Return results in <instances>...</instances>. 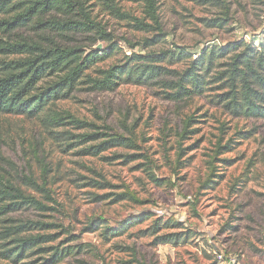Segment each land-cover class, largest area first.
Wrapping results in <instances>:
<instances>
[{"label":"rangeland","instance_id":"1","mask_svg":"<svg viewBox=\"0 0 264 264\" xmlns=\"http://www.w3.org/2000/svg\"><path fill=\"white\" fill-rule=\"evenodd\" d=\"M82 2L116 37L121 51L110 62L173 45L198 54L207 46L240 41L260 46L264 41V0H155L157 24L168 43L145 51L132 45L156 33L133 30L98 0ZM118 5L152 24L146 0H118ZM216 18L230 22L224 29L206 28L205 22ZM20 34L40 41L42 33L22 29ZM42 35L64 48L107 46H93L83 34ZM156 90L122 85L111 93L76 92L37 118L0 116V175L40 179L45 173L59 203L48 220L69 228L88 246L61 264H220L216 253L235 257L239 264H264V119L231 116L214 105L213 93L172 103ZM71 119L87 122L93 130H75L68 125ZM56 123L67 125L57 128ZM96 129L131 138L136 148L92 157L83 155L85 146L67 147L77 140H56L62 132L78 136ZM92 181H102L106 189L92 187ZM105 194L111 197L94 201ZM114 194L132 198L113 203ZM142 214L151 218L122 237H104L106 226L119 228ZM17 217L40 219L31 211ZM158 218L179 224L161 233L183 232L185 241L156 244L154 237L143 234ZM100 219L101 231L83 233Z\"/></svg>","mask_w":264,"mask_h":264},{"label":"trees","instance_id":"2","mask_svg":"<svg viewBox=\"0 0 264 264\" xmlns=\"http://www.w3.org/2000/svg\"><path fill=\"white\" fill-rule=\"evenodd\" d=\"M98 1L115 18L128 22L133 30L156 33L141 44L132 45L133 48L141 45L145 51L168 43L157 24L155 0H146L152 24L123 11L118 0ZM51 14L58 17H49ZM229 22L228 18H216L206 21L205 25L208 29H224ZM22 29L42 34L49 32L64 38L69 33L83 34L91 37L89 41L93 46L99 42L107 46L102 50L64 48L42 34H37L40 41L24 37L20 34ZM5 35L8 40L2 38ZM0 36V116L37 118L57 102L71 99L76 92L111 93L122 85H133L156 88L163 100L172 103L213 93L210 95L214 105L231 116L264 119V41L260 46L241 41L226 46H207L198 54L173 45L146 54L124 55L110 62L121 48L114 34L93 17L82 0H0ZM55 125L62 128L67 124ZM68 125L75 130H93L89 123L76 119H71ZM96 130L78 136L62 132L56 140L61 143L77 140L67 147L85 146L83 155L92 157H101L112 149L136 148L131 138ZM42 177L18 178L19 184L18 179L0 175L1 261L61 264L85 253L88 247L80 243V237L69 228L48 220L51 213L58 212L59 203L53 197L45 173ZM153 181L160 184L155 177ZM91 186L106 189L102 181H92ZM108 197L111 196H97L94 201L101 202ZM112 197L113 203L132 198L131 194ZM29 211L40 219L17 217ZM150 218L151 215L142 214L119 228L106 226L103 235L106 240L122 237L131 227ZM101 224H104L102 219L92 222L83 233H97L104 227ZM178 227L179 224L171 219L158 218L143 234L154 237L156 244L179 245L185 241L186 234L161 233Z\"/></svg>","mask_w":264,"mask_h":264},{"label":"built area","instance_id":"3","mask_svg":"<svg viewBox=\"0 0 264 264\" xmlns=\"http://www.w3.org/2000/svg\"><path fill=\"white\" fill-rule=\"evenodd\" d=\"M215 257L220 264H239L238 259L235 257L226 258L222 253H216Z\"/></svg>","mask_w":264,"mask_h":264}]
</instances>
